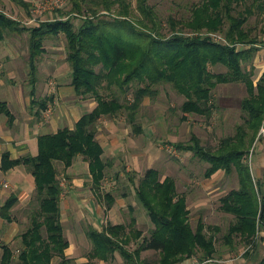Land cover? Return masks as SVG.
<instances>
[{
  "label": "trees",
  "instance_id": "1",
  "mask_svg": "<svg viewBox=\"0 0 264 264\" xmlns=\"http://www.w3.org/2000/svg\"><path fill=\"white\" fill-rule=\"evenodd\" d=\"M13 1L31 16L30 1ZM67 1L66 7L55 9L53 16L31 26L0 9V42L29 32L28 81L34 96L46 40L64 38L71 84L78 96H92L97 102L75 128L65 126L56 133L41 134L36 155L12 160L4 154L3 168L24 164L35 176L36 188L21 211L22 218L12 213L18 204L16 195L1 206V216L7 222H19L21 229L12 243L0 242V264L76 263L66 254L70 241L62 220L64 187L58 163L68 168L82 155L89 161L94 188L100 190L110 165L98 139L101 119L126 112L128 121L140 132L136 118L143 101L165 84L185 97L180 107L183 119L192 114L211 119L217 106L215 88L245 84L247 95L241 101L244 122L234 135L224 137L215 148L203 145L196 134L175 144L209 164L204 174L207 178L219 171L237 174L238 187L221 197V209L233 220L219 243L202 217L196 226L192 224L187 194L179 192L176 179H162L158 169L150 168L135 192L154 225L151 235L131 251L127 246L133 239L135 217L130 224H109L102 230L91 227L88 235L93 247L88 264H97L95 259L111 262L117 253L129 264H151L141 256L147 250L159 253L155 264H179L191 257L206 261L240 246L256 245L264 230V190L245 158L264 120V72L256 81L254 67L248 70L244 64L254 60L264 43V0H203L190 4L188 15L180 17L163 16L151 0ZM254 18L263 23L259 33L258 24L252 25ZM217 65L226 66L227 71H216ZM53 99L54 95L33 98L38 115ZM105 197L111 206L114 195L106 192ZM213 228L220 231L219 226ZM140 234L138 230L136 236Z\"/></svg>",
  "mask_w": 264,
  "mask_h": 264
},
{
  "label": "rangeland",
  "instance_id": "2",
  "mask_svg": "<svg viewBox=\"0 0 264 264\" xmlns=\"http://www.w3.org/2000/svg\"><path fill=\"white\" fill-rule=\"evenodd\" d=\"M28 1L31 2V16L13 0H0V9L18 18L23 24L31 26L37 20H45L53 16L55 9L64 8L68 4L67 0ZM151 1L157 5L163 16L175 15L180 17L188 15V7L190 4L202 2L203 0ZM251 22L252 25L258 24L256 32L259 33L263 23H257L258 21L255 18ZM262 49H264V43L260 44L259 51ZM259 51L254 57V60L244 64L245 69L248 70L254 67L256 80L262 69V67L256 66V58ZM0 59L5 62L8 60L7 64L13 62L11 65L14 66V69L19 75L21 74L24 78L27 77L25 82L29 84V32L18 33L2 41L0 43ZM23 67L27 69V75H25ZM214 68L216 71H227L224 65H217ZM70 72V67L66 61L64 38L60 41L53 39L46 40V52L39 64L40 92H43V90L49 92L50 89H56L57 91V83L59 85H66V82L70 81ZM46 85H51V88L45 87ZM107 93L108 91L104 94ZM214 94L217 106L211 119L198 114H192L187 119H183V112L180 107L185 101V97L179 94L171 84H165L159 87V92L155 96L146 97L143 101L136 118V122L141 128L140 132L135 129V125L130 120L128 121L126 112L112 117L105 116L100 121L98 139L106 145L104 158L110 165L107 168V176L99 191L93 188L90 181V185L87 184L85 187L90 188L92 186L90 190L94 189L98 192L94 195V199H97V205H100L102 208L108 207L105 197L106 192H111L116 199L118 197V199H124L123 202L126 205L123 207L125 209L124 214L125 217L128 215L126 224H130L133 217L140 220L139 223L136 222L134 224V228L132 229L133 240L127 246L128 250L133 251L139 246L146 237L151 235L152 229L154 228L147 210L137 199L134 190L150 166L159 170L162 179L166 176L174 177L177 181L179 192L187 193L190 196H193V194H197L198 196L203 195L200 190L204 185L209 187L220 186V194H216L215 198H211L212 195H208L206 192L204 193L205 197L211 198L209 201V206L211 205V207L202 211V218L207 226V231L218 236L219 243L233 220L231 214L221 209V197L238 187L237 174L235 172L233 174H227L225 178L211 182L216 174L208 178L204 175L209 164L199 157H195L192 152L181 151L175 146L177 142L189 141L192 135L196 134L200 137L203 145L215 148L224 137L236 133L237 126L244 122L241 101L247 95L245 84H219L215 88ZM56 98L57 94L54 93V99L49 102H52L51 104L54 108L56 107ZM92 99H94L92 96H86L84 100L88 101ZM58 101L62 100L59 99ZM129 101H133L132 94H129ZM108 126L110 130L107 128ZM46 132L50 131H45L44 133ZM112 134L115 136L113 137L114 139L119 140L120 145L117 148H113L111 144H106L109 136ZM257 145L254 142L245 160L250 165L256 181L260 180L264 186V172H262L263 176L260 178L255 168ZM58 168L62 183L67 182L68 177L64 165L59 162ZM210 179L212 180L209 181ZM124 192L127 194L126 198H123ZM189 201L193 202L195 200L192 198ZM190 210L192 224L196 226L200 212L192 204ZM19 217H23L21 211L19 212ZM68 217V220L65 222V228L69 234H72L75 230L73 225L76 220H81L86 231L92 226L90 223V221L92 222L90 213L87 210L85 211L81 206L78 209L71 210V212L69 211ZM215 226H219L220 231L215 230L213 228ZM138 230L141 231V234L136 236ZM260 239L259 235L257 244L262 241ZM257 244L254 246H240L237 250L226 253L225 256L218 258V260L227 257L238 260V262H241L243 258L248 260L254 257L255 254H260V243ZM219 247L221 248V245ZM248 252L249 255L247 254ZM86 255L89 256L88 252ZM141 256L142 258H147L151 264H155L159 258V253L150 250V252H143ZM71 258L76 262V257ZM110 264L129 263L120 253H117L116 258Z\"/></svg>",
  "mask_w": 264,
  "mask_h": 264
},
{
  "label": "crops",
  "instance_id": "3",
  "mask_svg": "<svg viewBox=\"0 0 264 264\" xmlns=\"http://www.w3.org/2000/svg\"><path fill=\"white\" fill-rule=\"evenodd\" d=\"M7 62L0 59V242L12 243L19 233L21 226L17 221L7 222L1 216V206L12 195H16L18 197V204L13 207L12 213L19 214L31 201V197L35 192L36 181L35 176L24 164L12 166L8 169L3 168L4 154L8 153L12 160L26 155H36L39 151L38 138L41 134L56 133L60 128L65 126L72 129L75 128L76 122L85 112L93 110L97 106V102L95 98L87 101L84 100V96H78L74 86L71 84V78L69 82H66V85H59L57 83V91L56 89H50L49 92L44 90L40 92V85L38 83L34 96L31 91L32 87L25 82L27 77L24 78V76L17 73L14 66L11 65L13 62L9 64ZM256 66L262 67L257 78L258 80L264 72V49L259 51L256 58ZM23 71L27 75V69L23 67ZM50 86L46 85L45 87L51 88ZM53 92L57 94L56 107L54 108L51 102L48 105V109L38 115L37 107L33 106V98L38 99L41 97L40 99H46L54 95ZM59 99L62 101H58ZM107 128L110 130L109 126ZM45 131L50 132L44 133ZM113 137H115L113 134L110 135L106 144H111L113 148H117L120 145L119 140ZM101 143L104 147L106 146L104 142ZM257 144L255 168L261 178L263 176L262 172H264V139L257 141ZM150 168L153 167L150 166ZM64 169L68 177L67 182L62 183L65 187L62 196V220L64 225L69 218V211L78 209L79 206L90 213L92 228L102 230L109 224H126L128 215L125 217L124 214L125 209L123 207L126 206L125 202H123L124 199H118L119 197L116 199L115 197L113 204L107 208H102L100 205H97V199H94V195L99 190L95 191L96 189L93 186L88 160L82 155H79L70 167H64ZM226 175L225 171H219L212 178L213 180L210 179L209 181L212 180L211 182H215L216 180L225 178ZM89 181L95 190H90L92 186L90 188L85 187L87 184L90 185ZM258 181L261 182L260 180ZM261 184L264 190L263 183L261 182ZM200 191L203 195H187L189 208L191 209V204L194 205L200 212L198 215L199 218L203 217L202 211L204 209L211 207V205L209 206L211 198H215L216 194H220V186L209 187L204 185ZM205 192L208 195H212V197H205ZM123 196V198H126L127 194L124 192ZM192 198L195 201L190 202L189 199ZM136 222L139 223L140 220L136 219ZM74 223L73 228L75 230L72 234H69L65 229L70 241V245L66 249V254L69 257H76V262L79 264H87L90 258L86 253L88 252L89 254L93 247V243L88 235L91 227L86 231L81 220H76ZM260 238L262 240L259 242L260 244L258 243L260 245V254H255L254 257L248 260L243 258L241 262H238V260L227 257L221 260L212 259L201 261L197 257H191L183 260L179 264H260L264 259V230L261 232ZM147 252H150V250H147ZM94 261L97 264H110V262L99 259H95Z\"/></svg>",
  "mask_w": 264,
  "mask_h": 264
},
{
  "label": "built area",
  "instance_id": "4",
  "mask_svg": "<svg viewBox=\"0 0 264 264\" xmlns=\"http://www.w3.org/2000/svg\"><path fill=\"white\" fill-rule=\"evenodd\" d=\"M213 36L216 39H222V37L217 35V34H213ZM262 139H264V120H263L262 126L260 128V131H259V133L257 135L256 143H257V141L262 140Z\"/></svg>",
  "mask_w": 264,
  "mask_h": 264
}]
</instances>
